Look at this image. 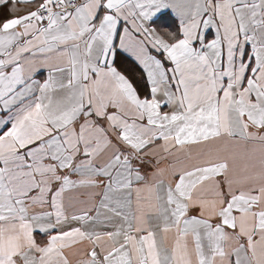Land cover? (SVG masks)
Instances as JSON below:
<instances>
[{
  "label": "snow or ice",
  "instance_id": "1",
  "mask_svg": "<svg viewBox=\"0 0 264 264\" xmlns=\"http://www.w3.org/2000/svg\"><path fill=\"white\" fill-rule=\"evenodd\" d=\"M17 3L0 0V264H71L83 242L80 264H264V0Z\"/></svg>",
  "mask_w": 264,
  "mask_h": 264
},
{
  "label": "crops",
  "instance_id": "2",
  "mask_svg": "<svg viewBox=\"0 0 264 264\" xmlns=\"http://www.w3.org/2000/svg\"><path fill=\"white\" fill-rule=\"evenodd\" d=\"M42 2V0H33V3L31 4H23V3H17L16 7L21 9L17 15H24V9L28 10H34L35 6ZM8 16L7 8H0V20ZM10 18V17H9ZM166 27L170 31H177V22L174 18L167 17L166 18ZM214 31V30H213ZM120 69L125 72L126 75L129 76V78L133 81L134 84L137 85L138 90L143 92V85L144 81L141 78L140 71L133 66L131 63L123 62L120 64ZM167 110V109H165ZM206 152L207 147L204 145L200 146H189L187 152L180 153L177 156L174 157H168L167 159H161L159 164L157 165L156 160L157 158L151 157L149 158L151 160V163H149L146 168L144 169V172L147 173V175L150 177L151 172L155 170V167L159 166L161 168L169 169L170 165H176L177 167H192L193 165H198L202 163L206 158ZM170 170V169H169ZM165 179H168V176L166 175ZM103 220V217L101 218ZM68 225L64 226V229H68ZM96 230L98 231H105V230H112V227L110 224L107 223H98L96 225ZM229 232L232 230L229 229ZM162 235V234H161ZM36 239L39 243L43 244L47 240V236L43 233L37 232L35 234ZM175 233H169L168 234V240L167 244L170 246L171 243L174 240ZM159 239V236H158ZM237 241L236 240H230L226 242L225 247L227 249H230L231 247L236 246ZM90 245H88L87 242L80 243L76 245L73 249L66 250V255H68L69 260L71 261V264H80V261L87 259L88 257L85 255L86 251L89 250Z\"/></svg>",
  "mask_w": 264,
  "mask_h": 264
}]
</instances>
